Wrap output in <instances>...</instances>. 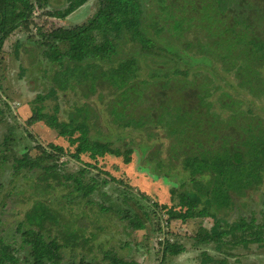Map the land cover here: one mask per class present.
Masks as SVG:
<instances>
[{
	"label": "trees",
	"instance_id": "16d2710c",
	"mask_svg": "<svg viewBox=\"0 0 264 264\" xmlns=\"http://www.w3.org/2000/svg\"><path fill=\"white\" fill-rule=\"evenodd\" d=\"M64 1V9L43 14L65 19L89 0ZM196 1L202 4L197 5ZM52 2L0 0V65L4 42L16 31L30 34L34 6L45 9ZM258 2L190 0L189 5H177L176 0H152L145 11L139 0H97L94 14L85 22L30 34L27 40L35 49L33 61L51 63L49 80L53 85L33 100L35 105L27 125L44 121L63 139L88 134L87 122L98 117L94 106L83 103L74 113H68L67 120H61L58 105L47 113L43 103L57 99L58 91H79L85 98L99 92L100 101L106 93L109 99L105 108L117 129L143 131L147 143L158 140L162 132L169 141L165 157L161 156V146L154 149L155 171L144 172L163 182L179 166L188 175V183L170 189L172 201L176 200L173 205L153 202L154 207L167 214V221L212 219L209 229L200 228L195 235L197 245L222 249L224 245L249 248L254 244L264 248V195L258 216L253 213L249 218L239 215L234 221L227 219L237 211L236 200L264 187V118L253 108L244 107L249 105V99L243 103L225 89L216 101L211 98L221 89L217 80L227 79L212 67L217 63L246 95L264 105V13L259 11ZM9 5L22 14L7 20L5 9ZM127 43L136 50L121 56L120 46L127 47ZM17 44L21 45L20 41ZM199 65L206 69L201 70ZM231 83L228 79L227 84ZM3 112L0 108V115ZM104 144L109 155L122 157L119 148ZM47 146L39 148L41 156L32 158L24 153L12 162L15 177L23 170L33 172L32 191L24 197L31 205L17 224L15 234L20 240L4 242L0 238V255L8 257V264H138L111 250L98 254L92 238L103 230L94 225L100 214L92 221L94 232L86 238L68 206L52 203L49 196L55 189H72V180L65 170L66 163L59 161L67 151L61 145ZM4 155L5 152L0 165L6 161ZM73 186L76 194L70 192L67 197L76 196L78 205L83 201L93 205L89 194ZM8 196L7 192L1 197L0 209L5 207ZM141 198L146 199V195L141 193ZM97 206L101 211L110 208L102 203ZM83 214L75 217L87 220ZM122 217L134 230L145 228L137 213L132 216L126 210ZM26 248V256L21 257L20 252ZM166 249L176 256L184 247L172 243ZM210 261L203 253L201 264Z\"/></svg>",
	"mask_w": 264,
	"mask_h": 264
},
{
	"label": "rangeland",
	"instance_id": "374dc122",
	"mask_svg": "<svg viewBox=\"0 0 264 264\" xmlns=\"http://www.w3.org/2000/svg\"><path fill=\"white\" fill-rule=\"evenodd\" d=\"M139 1L145 11L152 5V0ZM189 2L190 0H176L177 5H189ZM96 3L97 0H89L65 19L50 18L43 14L46 11L64 9L67 6L64 0H53L45 9L34 6L32 10L34 24L29 27L30 34H36L39 30L48 33L58 28L75 27L92 17L96 10ZM258 3L259 11L264 13V0H259ZM196 4L202 3L196 1ZM21 14L12 5L5 9L7 20L16 19ZM176 18L177 16L174 20ZM30 34L16 31L4 42L2 49L0 100L6 103H0V108L4 110L0 115V157L5 152L6 161L0 165V184L2 183L0 200L7 192L10 193V196L5 198V207L0 209V238H3L4 242L20 240L15 232L17 224L23 221L25 211L31 205V201L25 200L24 197L32 191L34 181L33 172L27 173L26 170L15 177L12 162L22 157L24 153L32 158L41 156L39 148L47 149V145L53 143L63 146L67 151V155L62 156L59 161L66 163L65 170L70 174L72 189L60 192L55 189L49 198L51 197L52 203L56 206L61 204L68 206L70 213L74 215L73 218L77 220V225L83 228L86 238L94 232L92 221L96 214H100L94 225L102 226L103 230L92 238V245L98 250V254L111 250L127 261L132 259L138 264H201L203 253L211 258L208 264H264V248L255 247L254 244L249 245V248L224 245L222 249H215L212 245H197L194 237L200 228L209 229L211 227L212 219L210 218H195L185 222L166 220L167 214L161 208L154 207L153 202L168 207L173 205L176 200L172 201L170 189H178L183 182L188 183V175L179 166L171 172L169 180L163 182L162 178L153 180L148 173L144 172L155 171L152 161L154 149L161 146L163 148L161 156L165 157L169 141L166 137H162V132H159L158 140L147 143L144 141L143 131L117 129L111 123V117L105 108V103L109 99L106 93H104L103 101H100L99 92L87 94L85 98L79 91H58L57 99H49L43 103L44 112L47 113H52L53 107L58 105V117L61 120H67L68 113H74L76 107L83 103L94 106L98 110V117H95V121L87 122L88 134L82 133L63 139L58 137L57 132L49 128L44 121L28 126L26 121L32 115L35 105L32 103L33 100L37 94H45L48 87L53 85L49 80L52 73L51 63L33 61L35 49L32 48L30 40H27ZM18 41L21 44L19 46ZM126 46H120L121 56L136 50L129 43ZM142 65L145 67L146 64ZM212 67L218 71L220 77L227 76L226 80H217L221 89L212 94L211 98L214 101L225 89L230 95L242 99L243 103L249 99V105L244 107L253 108L258 115L264 118V105L262 106L261 102H256L250 95H246L217 63H214ZM198 68L206 69L201 65ZM45 70H48L46 74ZM142 72L144 73L145 70ZM203 73L202 71L201 74ZM22 75L23 77H19ZM228 79L232 82L230 85L227 84ZM132 140H136L137 143H133ZM104 143H108L112 148H119L122 157L109 155ZM73 185L82 188V193L89 194L88 198L92 199L93 205L85 201L78 205L76 196L72 199L67 197L70 192L76 194ZM85 185L87 189L83 188ZM141 193L146 195V199L141 198ZM261 195H264V187L248 194L246 198L236 200L237 211L227 217L229 222L236 220L239 215L249 218L255 213L258 216L262 208L263 196ZM128 198L132 199L128 202L124 200ZM100 203L110 208L107 211H101L97 206ZM126 210L131 211L132 216L137 213L145 224V228L134 230L128 227L127 220L122 217V213ZM83 213L86 214L87 220L85 218L81 221L75 217ZM157 227H160L159 231L156 230ZM172 243L181 244L184 247L183 252L176 256L170 255L166 248ZM26 251L27 248L22 250L20 256H26ZM0 264H8V257L5 254L0 255Z\"/></svg>",
	"mask_w": 264,
	"mask_h": 264
}]
</instances>
